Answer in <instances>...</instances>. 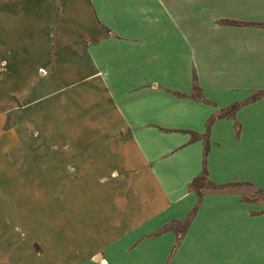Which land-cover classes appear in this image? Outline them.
Returning <instances> with one entry per match:
<instances>
[{
	"label": "crops",
	"instance_id": "obj_1",
	"mask_svg": "<svg viewBox=\"0 0 264 264\" xmlns=\"http://www.w3.org/2000/svg\"><path fill=\"white\" fill-rule=\"evenodd\" d=\"M263 91L264 0H0V264H264V204L190 188L264 193Z\"/></svg>",
	"mask_w": 264,
	"mask_h": 264
},
{
	"label": "rangeland",
	"instance_id": "obj_2",
	"mask_svg": "<svg viewBox=\"0 0 264 264\" xmlns=\"http://www.w3.org/2000/svg\"><path fill=\"white\" fill-rule=\"evenodd\" d=\"M20 116H21V113L19 110L7 112V119L5 121V125L0 127V149H2V147H3L2 143H4V141L6 139V137H5L6 131L13 129L12 131H13L14 135L13 134L12 135H13V139H15V140H18L17 138H20L21 134L24 133V130L26 129V127L18 124L20 122ZM35 121L38 123L37 120H35ZM14 124L16 126H14ZM43 130L47 134H50V135L52 134V127H47V125H42V128H40L38 126L32 127L29 129V131H26V133L30 132V134H32L33 136H38V135H40V132ZM7 134L11 135L10 133H7ZM23 145H24V147H22ZM23 145L13 144V149H16V148H17V150L37 149L36 144L35 145H33V144L28 145L25 142ZM47 145L52 146L53 141L50 140L47 143ZM56 146L61 147V145H59L58 143L56 144ZM0 168H3V164H1V163H0ZM194 186L199 187L201 191H205L209 188L208 184L205 181H203L202 179L199 180L197 183H195ZM223 189L225 191L242 192L244 194V198L246 201L254 202V203L260 204V205L264 204V193L259 192L258 190L252 188L249 184L235 183L229 187H224ZM182 228L183 227L181 225L176 226V230L178 232L182 231Z\"/></svg>",
	"mask_w": 264,
	"mask_h": 264
},
{
	"label": "trees",
	"instance_id": "obj_3",
	"mask_svg": "<svg viewBox=\"0 0 264 264\" xmlns=\"http://www.w3.org/2000/svg\"><path fill=\"white\" fill-rule=\"evenodd\" d=\"M192 91H193V97L194 98H196V99H198V98H200V95H199V88L197 87V85L194 83L193 84V86H192ZM262 95H264V91L263 92H259V93H257V94H255L254 96H253V98H252V101H254V100H256V99H258V98H260ZM238 108V106H233L232 108H230L229 110H227L225 113H223L222 115H228V114H231V113H233L236 109ZM222 115H220L221 117H222ZM211 123V121H209V123H208V125ZM203 180V181H205L207 184H208V186H209V188H208V190H216V189H223L224 187H229V186H231V185H227V186H215V185H212V184H210L208 181H207V178H206V170L205 169H203V171H202V173H201V175L196 179V180H194L193 182H192V184H191V186H190V188L192 189V191H194V192H196V194H200V192H201V190H200V188L199 187H195L194 185H195V183H197L199 180ZM259 192H262V191H259ZM183 228H182V231L184 230V227L186 226V224H183V225H181ZM182 231H180V232H182Z\"/></svg>",
	"mask_w": 264,
	"mask_h": 264
}]
</instances>
